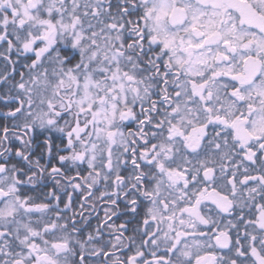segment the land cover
Returning <instances> with one entry per match:
<instances>
[{"label":"snow or ice","instance_id":"obj_1","mask_svg":"<svg viewBox=\"0 0 264 264\" xmlns=\"http://www.w3.org/2000/svg\"><path fill=\"white\" fill-rule=\"evenodd\" d=\"M0 264H264V0H0Z\"/></svg>","mask_w":264,"mask_h":264}]
</instances>
